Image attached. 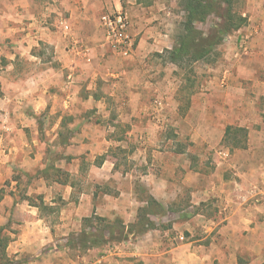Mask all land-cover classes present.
<instances>
[{
  "label": "rangeland",
  "instance_id": "1",
  "mask_svg": "<svg viewBox=\"0 0 264 264\" xmlns=\"http://www.w3.org/2000/svg\"><path fill=\"white\" fill-rule=\"evenodd\" d=\"M123 1L120 3L127 10ZM166 1L170 5L172 3L171 10L175 16L171 34L173 48H176L184 33L186 15L182 0ZM232 9L247 18L248 0H237ZM109 12L101 13L99 19ZM62 17L68 20L65 14ZM55 19H52V24ZM217 22L219 19L212 14L205 23H196L195 28L209 35ZM243 29L245 27L240 30ZM235 33L225 37L223 44L215 48L205 61L192 62L184 57L176 65L166 53L162 55L163 63L169 65L171 91L169 95L161 91L150 94L147 99L151 106L145 112L146 120L141 119L143 124L139 121L133 125L118 124L108 150L109 156L117 163L114 170L118 173H113V178L98 180L92 175L88 177L91 157L83 155L79 158V173L68 162L66 167L64 162L56 164L58 168L65 167L63 172L66 175L58 178L74 186L72 191L53 184L52 179L44 183L39 171L27 174L24 169L17 168L7 180L0 179V228H5L2 239L9 240L0 264H90L96 259L103 260V264H113L111 262L116 260L119 264H159L149 254L146 260L132 255L140 250H149L154 240L163 243L164 252L170 248H181L178 260H187L186 264H264V140L257 139L252 130L239 120L224 129L216 119H230L228 112H216L211 104L202 110L194 103L202 97L201 102L207 99L211 103L218 91L224 96L223 91L232 82L229 81L231 73L236 71L233 67L245 66L247 61L241 63V60L248 57L245 55L248 53L245 50L247 45L240 43ZM236 63L240 64L237 66ZM243 71L239 74L245 79L247 75L242 74ZM213 86L214 89H207ZM109 98L107 105L110 110L107 111L112 112L110 116L113 119L120 113L121 109L116 108L120 102H112L113 97ZM256 98L253 97L255 113L263 119L264 97ZM158 102L162 105L159 106ZM252 126L254 132L264 131L261 123H253ZM229 127L244 129V133L237 131L226 136ZM68 128L63 131L64 135L69 134ZM131 129H141L142 137L125 138ZM39 130L37 137L47 159L64 156L70 146H60V137L47 135L48 124L40 126ZM101 160L102 157L98 158L95 165ZM123 173L129 174V179ZM152 173L166 180L169 187L153 191L149 185ZM127 180L132 181L129 188H126ZM254 182L257 187H252ZM240 186L243 187L241 190ZM152 191L160 201L153 198ZM92 194L95 195L93 198ZM39 196L51 208L40 212V216L54 241L47 247L36 248L37 251L42 249L38 255L20 252L16 242L22 235V221L17 215V204L28 198L38 204ZM65 196L72 203H87V215L84 216V209L77 216L78 210L65 205ZM236 196L239 197V213L231 220L233 205L229 204ZM132 199L135 202L130 204ZM91 200L93 207L88 203ZM151 200H155L159 207L151 206L145 212ZM110 204L112 214L104 215L111 212ZM98 209L104 216L98 215ZM240 210L246 211L243 218L241 215L238 217L242 213ZM68 218L71 220H64ZM83 232L103 234L108 241L89 251L90 241L82 245L78 238Z\"/></svg>",
  "mask_w": 264,
  "mask_h": 264
},
{
  "label": "crops",
  "instance_id": "2",
  "mask_svg": "<svg viewBox=\"0 0 264 264\" xmlns=\"http://www.w3.org/2000/svg\"><path fill=\"white\" fill-rule=\"evenodd\" d=\"M123 5L131 15L132 35L137 43L135 52L129 58H122L111 50L104 41L100 27V14L122 7L120 0H0L1 180L10 178L17 168L24 169L27 174L46 168L47 154L37 136L40 126L47 124V135H54L55 138H61L65 128L70 127V147L60 161L64 162L65 167L68 162L79 173V158L86 155L91 157L92 163L88 177L92 175L94 179L108 180L114 177L113 173H118L114 170L116 159L110 157L108 152L118 124L133 125L138 121L143 124L141 119H145V112L151 106L147 99L150 94L161 91L169 95L171 91L169 65L163 63L162 55L174 49L171 29L175 19L172 3L170 5L166 0H125ZM62 14L68 18L71 34H63L59 26V21L64 19ZM247 16L248 25L235 33L237 40L247 45L245 50L248 53L245 55L248 57L241 60V63L247 61L245 66L236 63L240 65L233 67L236 71L231 73L229 81L232 82L223 91L224 96L218 91L211 103L207 99L201 102L203 97L194 103L202 110L211 104L216 112H228L230 119H216L224 129L239 120L252 130V135L264 140V131L254 132L252 126L253 123L264 125V118L255 113L256 103L253 99L254 96L256 100L264 97V0H248ZM52 19H55L54 24ZM245 39L250 43H246ZM243 69L242 74L248 78L240 76ZM207 89L210 91L214 86ZM109 97H113L112 102H120L116 108L123 110L113 119L110 116L112 112L107 111L110 110L107 105ZM66 117H69V123ZM140 131L131 129L125 138H141ZM101 157L105 160L95 165V161ZM65 167L60 166V169L64 170ZM68 172L72 173L70 170ZM156 174L150 175L151 189H167L168 182ZM123 175L129 179V174ZM53 184L74 190L71 184ZM126 185V188L132 186V181L127 180ZM251 185L257 187L258 184L254 182ZM242 188L240 186V190ZM153 191V198L160 201ZM91 196L93 198L95 195ZM238 200V196L234 201L228 199L229 202L233 201L229 204L233 205L230 209L233 214L231 220L239 213ZM63 201L68 208L78 210L77 216L81 210L85 209L84 216L89 212L87 203H72L67 196ZM133 202V199L130 200V204ZM47 203L54 206L52 202ZM88 203L91 206L92 200ZM112 208L104 215H111ZM17 209L22 221V235L16 242L18 251L37 255L42 253V249L37 251L36 248L47 247L54 240L48 235L50 231L39 209L26 200L18 203ZM97 212L104 216L100 209ZM244 212L238 217L241 215L243 218ZM252 231L255 233V230ZM162 245L159 240H154L149 250H140L132 255L136 259L146 260L149 254L159 264L166 261L186 264L187 260H178L181 248H167L164 252ZM125 254L129 256V253ZM118 262L115 261L116 264ZM111 263L115 264L113 261ZM90 264H103V260L96 259Z\"/></svg>",
  "mask_w": 264,
  "mask_h": 264
},
{
  "label": "trees",
  "instance_id": "3",
  "mask_svg": "<svg viewBox=\"0 0 264 264\" xmlns=\"http://www.w3.org/2000/svg\"><path fill=\"white\" fill-rule=\"evenodd\" d=\"M237 0H182L183 11L186 15V21L184 26V33L180 37V42L178 46L172 50L165 52L172 61L173 64L176 63L180 58L188 57L192 62L205 61L209 56L212 55L215 48L221 46L225 40V37L232 35L233 33L239 31L240 29L248 25V18H244L242 15L237 14L233 11L234 3ZM212 14L219 19L214 26V31L206 35L195 28L196 23H205L208 17ZM161 56V55H158ZM2 95V89L0 86V96ZM241 131L244 133V129H234L227 128L226 136H230L232 132L237 133ZM246 131V130H245ZM69 145V134L62 135L60 140V146ZM48 157V156H47ZM63 156L52 157L53 159H47L46 168L39 173L45 181H51L58 184H68L67 182H62L58 177L61 175H66L62 169L58 168L57 162H60ZM105 158H102L104 161ZM100 164V163H99ZM98 164V165H99ZM54 175V176H53ZM41 177V178H42ZM0 200H2L0 198ZM31 206L38 208L40 212L47 209H51L45 202L42 196L37 198L38 204L31 201V198L25 199ZM157 206L159 204L155 200H151L148 203V208L144 210L148 212L149 207ZM150 212V211H149ZM149 224V223H148ZM152 226V224H151ZM5 228H0V257L6 255V250L8 247L9 240L2 239V234ZM82 245L89 243V251L94 250L97 246H101L108 241L103 234H94L93 232H83L78 236ZM67 247V246H65Z\"/></svg>",
  "mask_w": 264,
  "mask_h": 264
},
{
  "label": "built area",
  "instance_id": "4",
  "mask_svg": "<svg viewBox=\"0 0 264 264\" xmlns=\"http://www.w3.org/2000/svg\"><path fill=\"white\" fill-rule=\"evenodd\" d=\"M59 26L65 34L71 31V26L65 19L59 21ZM100 27L105 43L116 55L122 58L133 55L137 43L132 35V20L127 10L120 7L104 14L100 19ZM158 105L161 106L162 103L158 102Z\"/></svg>",
  "mask_w": 264,
  "mask_h": 264
}]
</instances>
